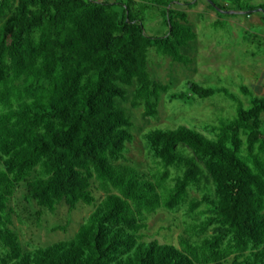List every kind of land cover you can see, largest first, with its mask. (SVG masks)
I'll return each instance as SVG.
<instances>
[{"label": "trees", "instance_id": "1", "mask_svg": "<svg viewBox=\"0 0 264 264\" xmlns=\"http://www.w3.org/2000/svg\"><path fill=\"white\" fill-rule=\"evenodd\" d=\"M207 1L228 17L218 15V28L257 11L264 22V4ZM178 4L0 0V264H264V95L242 84L243 102L194 80L173 91L155 59L186 67L198 53ZM154 9L163 35L146 32ZM246 32L244 41H258ZM217 93L237 103L233 117L153 126L163 95L194 103ZM138 130L144 161L131 155ZM63 206L90 208L69 239L23 240L19 225L41 229ZM160 213L167 235L149 234Z\"/></svg>", "mask_w": 264, "mask_h": 264}, {"label": "rangeland", "instance_id": "2", "mask_svg": "<svg viewBox=\"0 0 264 264\" xmlns=\"http://www.w3.org/2000/svg\"><path fill=\"white\" fill-rule=\"evenodd\" d=\"M181 0L179 7L187 9L190 20L195 25L198 33V53L196 60L192 64L184 67L180 63H174L170 67V59L161 57L155 59L157 71L166 79V82L171 80L173 91H182L187 88V82L194 80L203 83L205 86H226L243 102L248 101L250 95L240 93V85H247L256 95H264V22L261 20V11L254 12L251 16L236 15L229 19V24L224 27H216L213 22L219 20V16L228 20L227 15L218 14L208 8L207 0H196L197 4L187 6ZM218 3L224 4V0H215ZM234 1V0H232ZM250 4H264V0H240V6L245 8ZM219 15V16H218ZM146 32L149 35H163L167 31L164 26L159 12L154 9L148 19L145 21ZM250 32L248 37H257L258 41L253 43L244 41L242 33L245 30ZM245 35V34H243ZM257 51V56L253 57V50ZM251 50V51H247ZM157 56V55H156ZM155 58V56H153ZM169 73L170 79L166 76ZM237 103L226 97L223 93H217L207 99H199L194 103H184L183 101L174 100L168 102L167 96L163 95L160 103V120L152 121L153 126L161 128H173L180 124H186L194 128H202L206 124L219 123L228 117H233ZM137 117V126L145 131L142 127L145 125L142 120L141 110L135 111ZM236 114V113H235ZM147 128L149 127L146 124ZM142 132V130H141ZM140 131L136 134V141L132 145L131 155L139 161L145 160V154L142 147ZM90 208H83L72 214L68 213L66 207H61L56 215H47L43 220V228L37 229L33 226H18L22 232L23 240H37L41 244L53 243L59 240H66L72 236L74 230L78 227V221L82 217L88 215ZM79 219V220H78ZM78 220V221H77ZM68 221L70 222L68 224ZM149 234L163 232L167 235L165 227H170V222L163 214H158L150 219ZM69 231L58 230L57 232L50 231L55 225H66ZM179 229H173V243H176V236Z\"/></svg>", "mask_w": 264, "mask_h": 264}, {"label": "water", "instance_id": "3", "mask_svg": "<svg viewBox=\"0 0 264 264\" xmlns=\"http://www.w3.org/2000/svg\"><path fill=\"white\" fill-rule=\"evenodd\" d=\"M225 12V11H224ZM228 12H231V11H228Z\"/></svg>", "mask_w": 264, "mask_h": 264}]
</instances>
